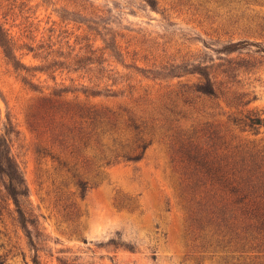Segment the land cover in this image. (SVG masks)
I'll return each mask as SVG.
<instances>
[{
	"label": "rangeland",
	"instance_id": "obj_1",
	"mask_svg": "<svg viewBox=\"0 0 264 264\" xmlns=\"http://www.w3.org/2000/svg\"><path fill=\"white\" fill-rule=\"evenodd\" d=\"M232 8L264 19L259 0H0V22L21 34L24 43L53 44L56 59L73 56L79 48L88 59L82 60L81 71L67 66L54 72V81L42 76L44 83L35 82L42 93L61 84L74 91L69 98L81 85L107 94L102 90L111 82L101 76L107 75L102 60L108 56L118 71L112 77L119 95L91 101L116 109L132 105L129 94L157 104L169 103L171 93L186 131L228 134L238 131L233 117L264 119V53L255 47L222 50L241 40L264 49V34L235 23ZM102 47L104 54L89 52ZM92 60L97 63L88 64ZM23 62L41 63L31 54ZM199 63L217 75L216 98L195 91L203 82L191 73ZM40 95L23 85L0 55V134L6 124L12 126L7 137L28 189L22 209L33 222L26 232L21 228L0 179V264H33L34 257L38 264H226L224 255L202 251L193 239L165 145L157 136L140 161L84 175L89 188L80 199L57 163L35 153L41 147L54 151L26 121ZM237 98L243 106H235ZM242 129L240 135L264 144L263 127Z\"/></svg>",
	"mask_w": 264,
	"mask_h": 264
},
{
	"label": "trees",
	"instance_id": "obj_2",
	"mask_svg": "<svg viewBox=\"0 0 264 264\" xmlns=\"http://www.w3.org/2000/svg\"><path fill=\"white\" fill-rule=\"evenodd\" d=\"M259 1L264 4V0ZM229 12L236 19L235 23L242 22L240 27L258 36L264 34V19L259 21L257 17L245 15L244 11L238 13L234 8ZM21 38V34L16 36L0 22L1 58L23 85L41 94L29 106L26 121L32 131L47 138L54 151L41 147L35 153L37 156L47 155L57 163L71 180L80 199L89 188L84 175L116 163L140 161L157 136L165 145L170 168L176 178L178 197L187 211V220L198 247L204 252L221 253L226 264H264V144L240 135L245 132L242 127L264 128V119L249 115L231 118L237 133L208 129L188 132L180 124V113L171 93L167 95L169 103L154 104L140 97L132 99L130 94V107L113 109L93 102L91 99L119 95L115 88L118 83L112 77L118 71L108 56L102 60L106 64L107 75L101 76L106 82H111L104 84L102 91L107 94L81 85L78 90L74 89L77 95L69 98L74 91L61 84L45 94L35 85V82H45L42 76L54 81V72H61L67 66H75L70 69L73 72L81 71L82 60L88 59L81 55V48L73 56L56 59L55 51L51 49L53 44L32 45L22 42ZM246 47H255L257 52L264 53L257 42L245 40L227 43L222 50L234 53ZM105 49L94 48L89 52L102 50L101 54H104ZM28 54L32 59H40L41 63L23 62ZM117 62L127 68L122 62ZM93 63L97 61L88 62ZM208 69L199 63L191 72L203 79L195 91L216 98L219 80ZM87 72L89 69L83 73ZM78 94L84 99L77 98ZM233 103L236 107L244 105L239 98ZM7 125L0 134V179L7 199L13 204L17 221L26 232L27 224H33L22 209L28 189L19 163L11 152L7 136L13 133V129ZM27 239L31 241L30 234ZM38 263L34 257L33 264Z\"/></svg>",
	"mask_w": 264,
	"mask_h": 264
}]
</instances>
